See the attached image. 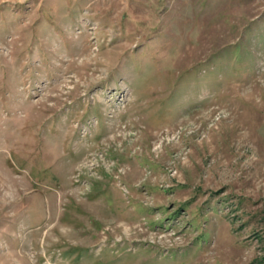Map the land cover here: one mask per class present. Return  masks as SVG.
<instances>
[{
  "label": "rangeland",
  "instance_id": "1",
  "mask_svg": "<svg viewBox=\"0 0 264 264\" xmlns=\"http://www.w3.org/2000/svg\"><path fill=\"white\" fill-rule=\"evenodd\" d=\"M0 264H264V0H0Z\"/></svg>",
  "mask_w": 264,
  "mask_h": 264
}]
</instances>
